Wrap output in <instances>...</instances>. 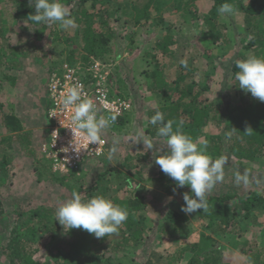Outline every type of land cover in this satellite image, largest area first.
I'll use <instances>...</instances> for the list:
<instances>
[{"label": "trees", "instance_id": "1", "mask_svg": "<svg viewBox=\"0 0 264 264\" xmlns=\"http://www.w3.org/2000/svg\"><path fill=\"white\" fill-rule=\"evenodd\" d=\"M119 0H61V2L68 7L72 17L75 18L76 30L75 36L70 38L69 35L59 37V32L53 35L54 44H69L81 43L83 45L82 51L86 54L82 60L78 61L77 52L71 50L68 56L58 67L51 64L49 66V78L46 91V142L49 139V132L54 125L49 118V110L51 109V102L48 92V84L51 77L55 74L62 78L64 74V66L76 68L77 65L90 67L95 62H100L108 65L109 61L116 62L119 58L118 48L114 45L118 41V31L112 29L110 23L111 18L109 10L113 8L116 10V20L124 19L125 22L133 24L134 27L144 29L148 24H153L154 30L157 31L163 24L162 12L167 7L168 3L163 0H150L149 3L142 7L136 4H122ZM171 1V0H170ZM172 8L176 10L187 24L190 26L196 24L198 11L197 3L201 0H173ZM211 3L210 10L203 16V26H200L201 40L209 42L206 46V51L214 48L218 55L204 53V57L208 60L219 56L228 55L231 52V43L233 40L228 33L224 32V25L219 23L222 16L217 9L224 3L230 4L234 9V14H239L243 18V26L238 28L239 36L246 35L240 39L243 45L244 52L249 51L252 55L264 58V0H209ZM1 2V0H0ZM15 12L13 15V25L17 23L27 22L26 24L36 29L34 35L37 38H43L48 25L46 23H33L30 19L31 15L35 14V8L29 6V0H13ZM117 2V3H116ZM169 2V1H168ZM112 5V6H111ZM110 6V7H109ZM108 9H107V8ZM232 14V15H234ZM231 15V16H232ZM2 15H0V44L6 38L9 27L5 24ZM38 27V28H37ZM172 27L166 28V34L162 39H158L156 35L151 36L149 40L154 43L152 49L145 51V57L150 60L152 69L144 72L148 80V89L153 95L157 103V110L151 115L154 116L157 111L163 113L164 122L168 120L174 121L173 128L180 125L181 130L186 135L193 138V140H200L204 138L203 145H206V152L213 159L221 156L230 157L237 160L238 163H247L243 166L245 170L259 171L264 167V102L252 97L250 93L238 87V81L235 79V73L238 69L235 66L237 60L246 59L243 51L238 53L237 58L234 59L231 67V82L239 92L240 103L235 107L228 108L222 114L224 101L221 97L216 98V101L211 103L203 97L205 93L211 91V86L208 84L212 74L207 73L204 80L198 79L190 72V67L179 65L178 74L175 80L170 82L165 76L164 59L173 57L175 55L172 47L176 44L175 34L171 33ZM227 37V38H226ZM131 43L134 41L135 35L129 36ZM224 38L230 43H226ZM248 38V39H246ZM130 44V42H129ZM150 44V43H149ZM6 51L0 48V69L5 70L10 66L6 62ZM13 56L18 57L20 53L16 48H12ZM209 53V52H208ZM241 54V55H240ZM163 57V59L160 58ZM113 58V59H111ZM166 60V59H165ZM80 62V63H79ZM52 63V62H51ZM115 72L117 70H114ZM114 72L109 77L112 79ZM5 79H9L6 75ZM82 79L87 87L94 83L93 78L89 74H84ZM122 83V79L117 82ZM92 90V88H89ZM122 98V95H120ZM127 100V99H126ZM3 105H0V111ZM3 133L6 135L0 140V143L12 150V141L24 143L29 145V138L24 133L23 122L12 113L2 112ZM123 117L116 118L110 128H119L124 124ZM213 125L219 134H208L209 127ZM159 124L150 125L146 129V133L151 138H162L157 135ZM248 128L252 131L247 133ZM104 133V132H103ZM231 133L229 136L228 134ZM107 139V137H106ZM165 139V138H162ZM107 150L105 155L97 160L105 159L109 152V142L107 140ZM13 152H8L5 148H0V169L7 171L9 163L12 158L9 157ZM145 157H137V161L144 160ZM77 168V172L83 170V164ZM47 161V160H46ZM48 162V161H47ZM49 163V162H48ZM50 164V163H49ZM125 164V163H124ZM242 167V168H243ZM253 167V168H252ZM125 170L129 167L125 165ZM134 168V167H133ZM51 169V167H50ZM41 170V169H40ZM39 168H35V173L38 175V180L44 179L39 173ZM122 175L121 172L115 168H110L98 175L97 181L91 188L83 191V187L79 186L75 190L81 194L83 199L95 195H102L110 199L114 204L127 210V220L119 227L118 231L110 236L104 238H96L94 234H90L83 229L66 228L65 234H61L56 221L55 215L49 208L38 207L29 211L16 213L14 226H12L7 244L4 247V255L8 264H136L128 254L118 255L125 250L135 251L143 247L145 234L148 230L147 219L140 213L144 211V205L139 185L136 189L131 190L132 195H128L132 181L135 175H122L124 177L125 188L124 194H120L121 187H116L117 195H112L113 190L110 176L113 173ZM54 182H58L62 187H68V178L76 177L75 172H71L67 176L52 173ZM160 181L164 184L162 186L164 192L170 194L171 188H175L174 180L167 177H161ZM178 190H181L178 188ZM190 195L191 190L188 192ZM207 207L206 210H197L199 217L208 220L206 230L216 228L222 232L223 236H229L234 233L233 226L236 222L238 213H242L244 219H250L264 212V191L259 193H250L249 196H241L238 193L233 194H208L206 196ZM4 206L0 199V225L5 223ZM186 219L181 214L174 210L168 211L165 218L159 223V240H179L184 239ZM60 232V233H59ZM59 235V236H58ZM0 234V244L3 241ZM52 240L53 248L48 250V259H36L39 249H33V246L39 245L44 238ZM117 237V239H116ZM247 247V245H245ZM118 249V250H117ZM249 264H264V257L261 251L245 250ZM187 254L191 255L187 264H225L221 246L206 234H202L199 242L185 246L176 254L170 257H162L158 253L151 254L145 264H179ZM56 259V260H55ZM55 260V261H54Z\"/></svg>", "mask_w": 264, "mask_h": 264}, {"label": "rangeland", "instance_id": "2", "mask_svg": "<svg viewBox=\"0 0 264 264\" xmlns=\"http://www.w3.org/2000/svg\"><path fill=\"white\" fill-rule=\"evenodd\" d=\"M163 1H166L168 5L162 12L164 24L157 31L154 30L151 23L141 29L125 22L123 18L118 21L116 20L118 14L116 10L114 11L115 8L112 7L109 10L106 7L111 18L110 25L112 29L118 31L120 37L114 45L118 48L119 58L116 62L109 61L107 65L110 66L111 74L114 72L111 87L119 95L126 97L131 104V109L123 117L125 122L119 128L107 127L104 130V136L107 137L110 147L114 142H118V151L111 156L108 152L103 160L94 159L83 164V170L80 172L73 171L76 173V177L68 178L66 181L68 187H62L58 182H54L53 171L42 152V146L46 143L45 105L49 78L48 70L51 64L58 67L71 50L77 52L78 61L82 60L86 54L82 51L83 45L81 43L74 42L67 45L53 43L52 34L56 30L60 34L59 37L63 38L67 34L72 38L75 36L76 27L63 30L57 24L46 23L49 28L45 31V36L41 39L37 38L34 35L36 29L29 24L27 25V22H19L17 25H13L15 12L13 0H1L0 15L9 27V31L6 39L1 42L0 48L6 51V62L10 67L5 70L0 69V105H3L0 111V140L6 136L1 125L2 112L12 113L23 122L24 133L29 138V145L27 142L21 143L14 139L12 150H10L4 147L6 145L3 146L0 143L1 149L5 148L8 152H13L9 156L12 160L8 170L2 171L0 169V199L4 206L6 218L5 223L0 225V234L3 236V241L0 244V264H8L3 249L7 244L12 226L16 224V213L46 207L54 211L53 214L55 215L60 204L70 199L76 188L81 186L85 191L87 188L93 187L98 175L110 170V168H115L123 176L135 175L128 195L133 196L131 190H135L136 186L139 185L140 197L146 205L140 214L147 219L148 226L143 247L135 251L125 250L118 255L128 254L136 264H145L147 258L153 253H158L164 258L170 257L180 251L181 248L199 242L201 235L206 234L221 246L225 264H249L246 255L243 253L244 247L245 250L261 251L264 257V212L261 211L259 215L248 220L242 217V213H238L233 226L235 232L229 236H223L222 232L216 228L206 230L208 220L199 217L197 212L186 214L181 210L182 206L185 205L183 195L190 191V187L185 186L178 190L177 184L174 182L175 188L170 189V194L164 192L162 188L164 183L160 181V178L163 176L168 178L169 176L161 171L160 166L155 163V159L158 155L163 154L162 151H166V140L151 138L146 133V129L151 125V115L158 107L148 89V80L144 75L145 71L152 69L150 60L145 57V51L152 49L154 45L149 38L156 35L158 39H162L166 34V28L172 27L171 33L175 34L176 40V44L172 47L175 55L170 58L165 56L166 60L164 59L167 80L170 82L175 80L181 60L187 62L190 72L198 79L204 80L207 73L212 74L208 81L211 91L205 93L203 97L211 103L215 102L216 98L221 97L224 101L222 114L228 108L235 107L240 103L239 90L234 87L230 79L234 59L242 51L245 58L252 55L249 51L244 52L243 45L239 42L242 37H246V35L241 37L238 33V28L243 26L241 15L225 14L220 17L219 23L224 25V32L231 35L228 38L229 41L232 37L235 42L231 43V52L228 55L208 60L204 57V53L218 55L215 48L214 50L210 49L208 53L205 48L209 42L202 41L200 37L201 29L204 28L202 18L210 10V1L201 0L197 3L198 18L196 24L192 26L187 24L185 18L172 8L173 0ZM118 2L128 5L132 3L142 7L150 0H119ZM132 34L135 35V38L131 43L129 36ZM226 38L224 41L227 43ZM12 48L18 50L20 53L18 57L13 56ZM160 58L163 59L161 55ZM6 75L9 79H5ZM118 79H122L123 82H117ZM209 133L217 135L219 131L211 125L208 129ZM149 140L152 143V149L144 145V142ZM204 141L205 139L201 138L199 140L200 145H203ZM138 156L145 158L137 161ZM226 158L228 162L224 166V180L217 183L208 194L238 193V195L246 197L250 193L264 191V167L259 171L249 168L247 170L249 183L237 185L235 173L239 171L244 174L245 168L243 166H247V163L240 164L234 158ZM1 159L2 155H0ZM125 165L129 167V170L123 168ZM36 167L39 168V173L44 176L41 181L38 180V175L35 173ZM122 175H117L115 172L110 176L113 184L112 195L119 194L116 187L122 188L120 194L125 193L126 188ZM171 210L185 217L186 228L184 233L186 236L184 239L174 241L168 238L159 240V223ZM58 227L61 234H65L66 231L63 228L66 229L67 227L65 228L59 222ZM52 248V240L45 237L39 245L33 246V249H39L36 259L49 260L48 250ZM190 258L191 255L187 254L182 261L187 264Z\"/></svg>", "mask_w": 264, "mask_h": 264}, {"label": "clouds", "instance_id": "3", "mask_svg": "<svg viewBox=\"0 0 264 264\" xmlns=\"http://www.w3.org/2000/svg\"><path fill=\"white\" fill-rule=\"evenodd\" d=\"M29 6L35 8V14L30 16L33 23L57 24L63 30L74 29L77 26L75 18L61 0H29ZM217 11L221 15L234 14L233 7L228 3L220 5ZM180 63L187 67L185 60H181ZM235 66L238 69L235 73L238 87L260 102H264V58L249 55L246 59L237 60ZM84 96L80 84L67 88L66 94L61 93V111L72 112V126L68 129L73 134L72 140L62 151L75 153L77 156L81 150L86 149L83 145L90 147L103 144L104 130L109 127L110 122L116 120L115 115L110 118L98 116L92 99L83 98ZM150 123L154 126L159 124L157 135L165 138L167 144L166 151H162L163 154L156 157L155 163L160 166L163 173L176 182L178 188L190 187L192 194L184 193L185 205L181 210L186 214L200 209L206 210L207 194L217 183L224 180L227 158L221 156L213 159L207 154L206 145H200L198 140H193L183 133L180 125L174 130V121L168 120L165 123L164 115L159 111L150 118ZM251 131L252 129L248 128L247 133ZM117 144L118 142H114L109 148L110 156L118 151ZM144 145L149 149L153 148L150 140L145 141ZM235 183L247 185L248 171L245 170L244 174L237 171ZM127 216V210L114 204L110 199L95 195L85 200L75 190L71 198L61 203L55 212L56 221L65 228L83 229L98 239L116 233L127 220ZM181 264H184V261H181Z\"/></svg>", "mask_w": 264, "mask_h": 264}, {"label": "built area", "instance_id": "4", "mask_svg": "<svg viewBox=\"0 0 264 264\" xmlns=\"http://www.w3.org/2000/svg\"><path fill=\"white\" fill-rule=\"evenodd\" d=\"M109 67L100 62H95L86 68L81 66V64L77 65L76 68H70L65 65L62 78L55 74L49 80L48 92L50 102L52 103L51 109L49 110V118L54 125L50 129L48 141L42 146V152L55 174L62 176L68 175L72 171L77 170L85 161L102 157L105 155L108 145L103 133L102 139L105 141L103 144L99 146L91 145L90 147L83 145L86 149L81 150L78 156L75 153H65L62 151L63 148L68 146L69 141L72 140L73 134L68 129V127L72 126V112L61 111V93L66 94V89L74 84L82 85V92L85 94L83 98L92 99L98 116L103 115L105 118H110L113 115L116 118L124 117L131 109L129 101L122 98L111 87L112 79L109 78L111 76ZM84 74L91 75L94 80L93 84L91 82V86L93 87H87L85 85L82 79ZM89 88H92V90H89ZM113 123L110 122L109 127ZM53 133H56V135H53Z\"/></svg>", "mask_w": 264, "mask_h": 264}]
</instances>
